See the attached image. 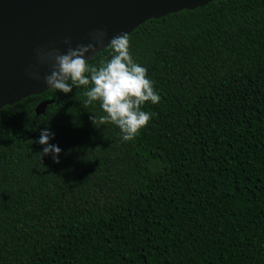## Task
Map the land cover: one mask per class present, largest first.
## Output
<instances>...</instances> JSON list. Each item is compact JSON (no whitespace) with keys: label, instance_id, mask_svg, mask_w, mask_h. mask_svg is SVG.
I'll return each instance as SVG.
<instances>
[{"label":"trees","instance_id":"16d2710c","mask_svg":"<svg viewBox=\"0 0 264 264\" xmlns=\"http://www.w3.org/2000/svg\"><path fill=\"white\" fill-rule=\"evenodd\" d=\"M127 35L161 97L133 138L92 123L83 85L0 108V264H264V0ZM44 127L58 162L40 154Z\"/></svg>","mask_w":264,"mask_h":264},{"label":"water","instance_id":"95a60500","mask_svg":"<svg viewBox=\"0 0 264 264\" xmlns=\"http://www.w3.org/2000/svg\"><path fill=\"white\" fill-rule=\"evenodd\" d=\"M213 0H0V108L23 97L44 92L43 81L50 62L37 59V49L66 51L65 37L72 47L95 43L93 33L103 29V43L92 56L108 46L113 35L129 34L150 18L182 9H194ZM90 56V58L92 57ZM40 74L36 79L28 69ZM54 98L35 106L36 115ZM35 132L24 139L31 138Z\"/></svg>","mask_w":264,"mask_h":264},{"label":"clouds","instance_id":"9594fccd","mask_svg":"<svg viewBox=\"0 0 264 264\" xmlns=\"http://www.w3.org/2000/svg\"><path fill=\"white\" fill-rule=\"evenodd\" d=\"M102 37L103 29H97L93 33L95 43L77 44L75 47L71 46L70 37H65L64 42L68 45L66 51L37 49V59L50 62V71L43 76L47 87L69 93L74 86H85L84 104L98 101L103 110L98 117H90L92 123L99 127V124L111 122L118 126L121 138L129 140L154 115L142 105L145 102L156 104L161 97L147 74V68L133 58L126 33L113 35L109 39L107 58H101L97 63L90 62V56L103 43ZM28 72L32 77L40 78V74L32 71L31 66ZM54 135L50 128H41L36 142L42 145L41 156L50 154L58 162L61 148L49 142Z\"/></svg>","mask_w":264,"mask_h":264}]
</instances>
